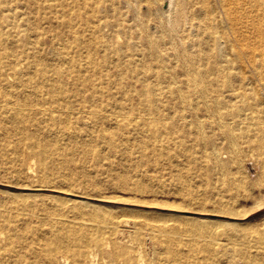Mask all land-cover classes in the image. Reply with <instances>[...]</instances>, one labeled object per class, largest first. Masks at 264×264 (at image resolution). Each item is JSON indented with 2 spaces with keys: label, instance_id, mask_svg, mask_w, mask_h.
Wrapping results in <instances>:
<instances>
[{
  "label": "rangeland",
  "instance_id": "1",
  "mask_svg": "<svg viewBox=\"0 0 264 264\" xmlns=\"http://www.w3.org/2000/svg\"><path fill=\"white\" fill-rule=\"evenodd\" d=\"M56 1L60 4V13L65 15L64 23L69 21L68 28L57 20L55 25L60 26L56 27V35L64 41L70 64L79 65L88 54L95 52L89 46L93 37L83 24L94 20L107 23L99 32L100 52L97 49L96 54L104 79L101 90L105 91L99 100L100 106L112 110L109 104L118 103L125 114L134 111L150 117L148 111L143 112L146 107L140 97L145 94L155 101L159 91L144 88L153 84L164 91L162 101L154 102L161 115L148 119V128L138 133L121 131L105 119L91 137L56 141L48 133L41 134L38 139L39 145L44 146V153L24 146L25 140L17 141L14 133L9 135L0 130V221L8 222L12 229L36 232L34 238L43 241L47 236L45 232L56 225L51 215V211L58 213L55 209L75 212L77 218L87 220L108 217V214L131 221L145 219L161 226L165 223L164 233L131 224L122 227L117 235L118 242L141 253L145 264H247L249 258L264 264L263 254L257 255L251 247L264 237V144L261 145L264 132H250L242 126L234 130L238 139L233 144L236 145L234 149H230L232 144L225 133L210 129L203 122L202 135L206 140L214 139L221 153L222 162H218L211 154L212 148L198 142L194 120H180L174 114L179 103L175 96L171 98L168 81L180 83L184 79L182 62L170 56L175 54L174 45L186 49L191 56L201 50L196 43L191 44L196 39V32L190 30L195 21H189L192 13L185 10V3L178 5L175 0L169 7V0L142 3L138 0ZM236 2L227 0L226 5L235 8ZM240 3L242 14L245 12L247 16L235 15L237 27L248 26L238 31L240 41L234 43V53L240 54L242 49L253 47L263 50L259 36L264 35V27L258 29L250 24L259 19L264 26V17H256L257 7L250 0ZM178 8L182 9L181 20L174 31L170 23L178 16ZM94 9L100 12L95 15ZM17 21L22 23L18 18ZM72 22L78 23L76 28ZM145 27L153 39L160 41L164 66L150 55L152 50ZM45 39L41 38L40 45L49 63L55 66L63 45L52 41L43 44L48 41ZM107 44L114 48L109 49ZM199 63L204 64V61ZM63 66L67 73H73L69 63ZM153 72L166 74L169 79L157 82L158 77L147 78ZM182 85L181 82L180 87ZM178 87L173 84L172 89ZM79 104L78 101L76 106ZM4 111L0 109L1 116H5ZM164 116L169 118L170 131L160 126L159 118ZM102 133L118 138L114 147L97 138ZM153 141L155 147L158 145L162 149H155ZM0 231L8 232L2 227ZM105 240L112 242L108 238ZM246 248L250 251H244ZM259 250L264 253V247ZM26 254L35 259L28 252ZM103 259L111 264L109 257ZM98 263L102 264L100 258Z\"/></svg>",
  "mask_w": 264,
  "mask_h": 264
},
{
  "label": "bare ground",
  "instance_id": "2",
  "mask_svg": "<svg viewBox=\"0 0 264 264\" xmlns=\"http://www.w3.org/2000/svg\"><path fill=\"white\" fill-rule=\"evenodd\" d=\"M138 1L142 3L150 0ZM174 1L169 0V7H172ZM242 1L244 0H237L233 8L226 5L227 0H178V5L185 3V10L192 13L188 19L195 21L191 23L190 30L196 32V39L194 42L191 41V44L196 43L201 50L197 51V56H191L186 49L182 50L181 46L178 48V45H174L175 54L172 53L170 56L182 62L181 70L184 76L181 81L184 86L181 87V82L168 81L171 98L175 96L179 103L174 114L180 120L187 118L194 120L198 142L203 143L205 147L210 146L211 154L218 162H222L221 153L216 149L214 139L206 140L202 135L201 131L205 126L203 122H206V127L210 129L222 130L232 144L230 149H234L236 145L233 144L238 139L234 135V130L244 126L245 130L250 132H264V49L259 50L257 47L251 50L242 49L240 54L234 53L233 49L234 43L240 41L238 31L242 32L248 26L242 24L239 30L235 21V15L239 13L241 18L247 16V13L241 12ZM250 3L257 7L256 17H264V0H250ZM59 7L60 4L56 0H0V109L5 110V116L0 115L2 126L0 130L9 135L14 133L17 141L25 140L24 146L44 153V146L39 145L38 135L45 133L56 141L82 136L91 137L99 131L100 123L105 119L115 124L121 131L138 133L148 128V119L161 115V110L154 102L162 101L163 89L153 84L144 86L146 91H159L155 101H151L145 94L140 97V102L146 107L143 112L148 111L150 117L134 111L125 114L118 103L109 104L112 110L100 106L99 100L105 91L101 90L104 79L99 72L101 65L96 54L100 52L99 32H102V27L107 23L94 20L83 24L85 30L95 39L89 41L90 49L95 52L92 55L88 54L79 65L70 64V55L65 50L64 41L62 42L56 35L57 28L60 27L55 25L56 20L67 28L69 23V21L64 23L65 15L60 13ZM181 11L182 9L178 8V16L170 23L174 31L181 20ZM93 12L96 15L100 10L94 9ZM17 18L22 21L21 24ZM31 24L33 27H30ZM72 25L76 28L78 23L72 22ZM250 25L258 29L264 27L259 19L252 20ZM146 31L148 33L147 28ZM147 35L149 48L152 50L150 55L156 57L155 59L164 66L165 60L160 53L159 39H153L149 33ZM56 37L59 39L53 40ZM41 38H48L43 44H50L52 41L63 45L57 55V65L49 63L46 51L40 45ZM174 39L173 35L171 37L173 43ZM259 41L264 45V35L259 36ZM106 46L109 49L114 48L109 47L113 45ZM200 60L204 61V64L200 65ZM65 63H69L74 74L66 72L63 66ZM151 77H158L157 82L169 79L166 74L157 72L147 76ZM173 84L179 87L172 89ZM78 101L81 104L77 107ZM168 119L167 116L159 118L162 122L160 126H163L165 131L171 129V126H168ZM102 134V136L98 134L97 138L107 146L114 147L118 138ZM151 144L155 149H162L158 145L155 147L154 141ZM31 171L30 167L28 172ZM55 210L58 213L52 214L51 211V215L56 225L45 232L47 236L43 241L34 238L36 232L12 229L8 222L0 221V227L8 230L5 236H3L5 233L0 231V264H99L98 258L102 260V264H106L103 257H109L111 264H145L141 253L118 242L117 235L123 230L122 227L131 224L135 227L143 225L146 229L160 233H164L166 227L165 223V226H161L155 221L145 220L144 217V221L139 219L131 221L127 217H110L108 214V217L87 220L77 218L75 212ZM107 238L112 242L108 243L105 240ZM258 242L257 245L251 246L253 252L264 256L259 250L264 247V237ZM244 251L250 249L246 248ZM27 252L35 259L27 257ZM247 264L258 263L249 258Z\"/></svg>",
  "mask_w": 264,
  "mask_h": 264
}]
</instances>
